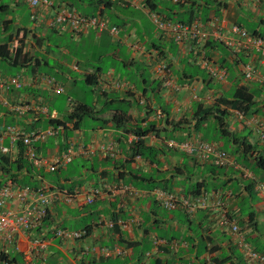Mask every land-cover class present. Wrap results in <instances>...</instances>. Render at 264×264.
<instances>
[{
  "label": "crops",
  "instance_id": "0c3cea01",
  "mask_svg": "<svg viewBox=\"0 0 264 264\" xmlns=\"http://www.w3.org/2000/svg\"><path fill=\"white\" fill-rule=\"evenodd\" d=\"M51 1L52 9L35 12L36 15H43L37 16L36 21H31L27 9L29 24L25 25L17 11L20 6L26 8L27 5L16 0H0V4H7L14 10L12 16L8 17L14 23L12 40L17 42V29H24L29 33L25 39L26 50L29 54L33 52L39 61L35 70L26 66L16 72L15 75L22 78L24 87L5 94L4 101L8 106L0 103V129L13 125L25 132L43 130L44 127L40 125L36 128V123L40 118L47 119L48 115L42 113L44 109L54 118H62L56 109L50 112L46 107L44 95L50 90L37 83V77L45 74L52 76L64 89V83L72 87L83 80L97 91L99 97L93 100V106L97 110L105 109L104 118L107 119L112 110H127V120L120 127L112 123H101L100 126L99 122L94 121L95 126L88 130H69L66 140L51 138L37 144L38 152L46 159L45 167L62 157L68 149L72 150V160L61 167L60 174H56L53 181L40 183L34 178L31 182L37 181L38 187L46 185L62 192L74 191L76 197L69 203L55 201L42 230H33L30 236L20 231L12 244H4L0 240V253L7 258V262L0 261V264H25V261L29 264H245L242 243L255 251L264 250V193L257 189L259 183L264 184V172L245 167L253 177L248 178L234 169L235 162L243 160V164L253 166L256 157H264V142L258 132L259 125H264V52L251 48L233 55L223 44L214 43L211 39L203 45H177L159 33L147 16L149 11H154L171 21L197 20L207 25L210 20H216L226 27L241 24L245 29L246 24H255L253 28L257 34L264 37V0H182L179 5L171 0H135L133 6L113 1L103 12L102 4L91 6L84 0ZM58 6L73 10L80 7L87 11V15L82 14L85 16L100 14L109 25L118 27L119 32L111 36L107 32L89 30L76 37L70 32L57 31L48 26L47 20ZM129 8L134 11H128ZM137 12L149 21L151 27L136 15ZM206 29L209 30L207 26ZM49 34H53L55 39ZM6 36L0 34V44ZM63 36L79 44L83 40L88 41L92 48L90 52L81 49L79 56L80 53L70 50L68 43L60 42ZM36 37L42 39L40 45L35 43ZM201 54L226 69L224 81L206 75L199 65ZM102 59L120 64L122 71L131 73V79L118 73L111 63L105 71L101 66L94 65L95 62L98 65ZM158 63L166 65L164 75L156 72ZM246 63H250L254 69L256 78L253 80L243 77L242 67ZM107 74L127 85L120 90L112 89V86L102 90L99 80ZM0 75L14 76L5 74L3 69H0ZM86 77H89V83ZM241 85L255 94L257 112L254 114L242 115L229 109L223 102L234 88ZM212 105L218 112H226L224 123L238 138L251 145L248 154L244 155L241 151L231 155L233 168H223L214 174L210 173L209 162L168 150L164 146L166 140L182 141L196 137L220 147V141L226 139L219 138V132L215 130L216 118L212 116L197 123L202 109ZM17 109H24L25 112L21 114ZM67 109L66 114L72 111V106ZM146 124L156 128L144 137L147 145L162 149L165 153L162 151L155 162L136 158L129 167L125 154H129L126 149L132 142L133 133L128 134L126 130L145 127ZM197 126H202L199 127L201 132ZM210 126H213L217 139H207ZM2 143L11 149L7 138ZM108 147L111 150H106ZM14 149L10 155L13 159L16 153ZM81 149H88L92 153L84 154L80 152ZM237 149L240 151L234 142L230 151ZM136 169L156 181H148V185L158 182L169 186V190L179 196L187 197L198 184L196 191L206 193V206L196 208L192 213L181 208L172 211L162 209L151 192L121 185L123 177L120 175L123 171ZM70 171L76 173L74 177L69 176ZM25 180V173L20 174L16 181L21 184L16 187L26 185ZM143 182L141 185L146 186ZM106 184L118 187L107 188ZM91 187H104V192L94 205L86 206L83 200ZM216 198L221 201L218 208L212 206ZM16 200L7 207L19 210ZM222 214L236 221L239 234L218 226V218ZM81 221L86 222L81 225ZM56 228L84 231L85 234L79 240L63 243L49 235ZM35 238L45 241L43 248L33 249L31 240ZM99 247L123 250L124 254L101 256L92 251ZM31 248L34 250L32 254Z\"/></svg>",
  "mask_w": 264,
  "mask_h": 264
},
{
  "label": "built area",
  "instance_id": "2783aa9c",
  "mask_svg": "<svg viewBox=\"0 0 264 264\" xmlns=\"http://www.w3.org/2000/svg\"><path fill=\"white\" fill-rule=\"evenodd\" d=\"M18 2H24L27 4L31 11V20H37L35 12L38 9L52 8L53 4L50 0H16ZM117 1L124 6L135 5V0H110ZM176 3L179 0H171ZM148 18L154 25L155 29L169 37L175 44L183 45L185 43H195L201 45L209 37L218 40L225 48H227L233 55L240 53L241 51H248L251 48H256L264 52V39L249 35L244 29L237 25L226 27L223 23L216 20H211L207 25L202 22L194 20L191 23H179L170 21L154 11L147 13ZM39 17V16H38ZM47 24L50 28H53L60 32H70L76 37L81 36L83 33L93 30L96 33L107 32L111 36H116L119 32L118 27L109 25L106 18L101 15L96 16H82L76 11L58 6L54 14L48 17ZM206 26L209 30L206 29ZM224 31L226 33L224 34ZM199 64L202 65L212 79L217 81H224L227 77L226 69L216 65L212 60L206 58L204 54L199 57ZM168 71V70H167ZM158 75H164L166 73V65L158 63L156 67ZM242 74L245 80L255 79V72L250 63H246L242 67ZM37 83L43 85L53 93H61L63 87L54 79L46 76L37 77ZM23 82L19 78H3L0 77V94L2 91L8 90L10 87L19 88ZM127 84L120 81V79H113L110 74L104 76L99 80V86L102 90L107 87L120 90ZM0 102L7 105L3 101L0 95ZM21 114L25 112L24 109H17ZM50 118H54L53 114H49L47 109L42 110ZM259 137L264 142V125H259L258 128ZM62 134V127H49L43 131H30L25 132L14 126H5L0 129V155H8L12 152L14 147H17V143H20L24 149L25 157L31 161L34 165H46V159L38 153L34 148L37 143L44 142L48 137H56ZM7 138L10 142L11 149L5 147L2 143L3 139ZM135 135L131 136V141L137 140ZM169 149L176 150L178 152L190 155L197 158L200 161H209L215 166H227L234 165L232 158L226 153L222 152L219 147L212 142L205 141L200 138L191 137L183 141L168 140L165 142ZM103 149V148H102ZM18 153L17 148L14 149ZM106 150H111L108 147ZM80 152L91 154L92 151L84 152L81 149ZM16 153V154H17ZM71 149H68L64 155L52 163L47 164V170H54L56 166L65 165L70 160ZM243 175L250 178L251 173L243 170ZM16 183L6 182L0 186V240L4 244H12L16 235L22 231L23 233H29L33 230H42V223L45 219L48 211L47 208L51 207L57 200H62L66 203L71 202L75 197V193L69 194L60 191L54 187L42 185L37 189H31L27 186L16 187ZM260 193H264V184L259 183L257 187ZM101 195L100 189H91V193L83 200V204L89 205L93 202L95 197ZM158 205L164 210H174L175 208H181L192 213L196 208H202L206 206V198L204 194L197 196L188 195L187 197L179 196L174 192H166L161 190H154L152 192ZM14 199H17L19 210L9 209L7 205ZM212 206L218 208L221 206V201L216 198ZM218 226L224 229H228L233 234H239L240 229L234 219L222 214L218 218ZM84 231L73 230H52L49 232L51 238L59 239L63 243H68L81 239L84 236ZM47 236V234H45ZM33 249L43 248L45 241L42 238H35L31 240ZM241 247L244 251V259L246 264H264V256L248 244L242 243ZM32 249V248H31ZM30 249V254L33 253V249ZM92 251L100 254L101 256L109 257L111 254L122 256L123 250L110 249L107 247H99ZM24 264V263H23ZM25 264L29 262L25 261ZM32 264V263H30Z\"/></svg>",
  "mask_w": 264,
  "mask_h": 264
},
{
  "label": "trees",
  "instance_id": "16d2710c",
  "mask_svg": "<svg viewBox=\"0 0 264 264\" xmlns=\"http://www.w3.org/2000/svg\"><path fill=\"white\" fill-rule=\"evenodd\" d=\"M84 1H85V3H87L88 5H91V6L95 5L98 7V5L100 6L102 4L103 8L101 9V12H103L104 8L106 6H108L109 4H111V2H112L110 0H84ZM181 2H182V0H179L176 3H174V2L173 3L176 5H179V4H181ZM15 3H17V2H15ZM70 9H72V8H70ZM75 11L80 15H82V14L87 15V11H83V9H81L80 7L76 8ZM13 12H14V10L11 7H9V5L0 4V34L7 35L6 37H4V42H2L0 44V62L4 63V64H8L9 66H12V67H16L18 69H21V67L27 66V67H30L31 70H35V68L39 64V61H38L37 57H34L35 55L33 54V52H31L29 54V52L26 50V44H25L26 43L25 39L27 38L29 33L25 32L24 29H17V31H16L17 42L12 40V35H13L12 34L13 33L12 32L13 31L12 25L14 23H13V20L11 18L8 19V17L12 16ZM157 14H159V13H157ZM85 15H82V16H85ZM98 15H100V14H98ZM198 20H200V19H198ZM173 22L191 23V22H183V21L182 22L181 21H173ZM237 26L244 29L251 36H257V37L264 39V37H261V35L257 34V31H255L254 28H252L251 30H248V29H245L241 24H237ZM20 33H22L21 36H19ZM210 39L213 40L214 43L219 42L218 40H215L212 37H209L207 40H205L203 43H201V45H203L204 43L205 44L208 43L210 41ZM41 42H42V39H38L36 37L35 43L37 45L38 44L40 45ZM70 50L74 53L76 52L77 54L80 53L79 56L81 55V51H80V49H77V47L70 48ZM204 56L206 58H208L205 54H204ZM32 61H34V63H31ZM200 66L202 67V69L205 70L206 75L212 79V77L210 76V74L208 73L206 68H204L202 65H200ZM220 67H222V66H220ZM93 75H95V74H93ZM43 76L53 78L52 76L46 75V74ZM88 79H89V77L87 78V82H88ZM21 81L23 82L22 79H21ZM120 81H122V80H120ZM23 87H24V83L17 90H20ZM254 99H255V94L253 92H251L247 87L241 85V86H237L236 88H234L228 94L227 99H224L223 102H224L225 106L229 107V109L238 111L242 115H247V114H254L255 112H257V110L255 109L256 103H255ZM70 101H72V100L69 98L68 102H70ZM70 104H71V102H70ZM71 106H72V111L70 113L66 114V116H64L62 118L56 119V118H50L49 116H47V119H46L47 125L44 127L45 129L43 128V130L48 129L49 127L60 126V127H62V134L59 136H56V138H59L60 140H66L67 135H68V131L69 130H72V131L79 130L80 129V123L85 118H89L90 120L99 122L100 126H101V123H102V125H106L107 123H112L116 127H120L119 125L125 124V121L127 120V118H126L127 117V110H125V111H123V110H112L111 115L106 119V118H104V114L106 112L105 109L97 110V109H95L94 106H89L83 102H75L73 105L71 104ZM215 112H217L219 115L218 114L214 115ZM197 114H198V112H196V115ZM225 115H226L225 111H221V113H220V112H218V110H215L214 106L212 105V106H209V107L202 109V114L199 115V117H198L199 120L197 121V123L201 119L206 121L210 117L214 116V118H216V119H214V120H216L215 130L216 129L218 130L219 138L226 139L225 141H227L230 145H232L235 142V144L237 143V145L240 147V151H238V149H237L235 152L234 151L233 152L227 151L224 148H221V147H219V145H217L219 147V149L222 152L229 155L231 158H232L231 155H235V153L238 154L241 151H242V153H244V155L248 154L251 151L250 150L251 145L249 143H247L246 141H244V139L238 138L236 133L230 130V128L224 123V116ZM40 121L41 120H39L37 122V124ZM7 126H13V125H7ZM199 127H202V126H199ZM199 127L197 126L196 128L198 130H200ZM33 128L34 127H32V129ZM155 129L156 128L154 125L146 124L145 127H136L133 130H128V129L126 130L128 132V134L133 133L135 136L138 137L137 140L130 142L129 146L126 149L129 151V154L128 155L125 154V162L127 165H129V167H130L131 163H133L135 161L136 158L147 160L148 162H153V161L155 162V159L160 154H162V151H163L162 149H156L153 146L147 145L146 140H144V137L146 135H148L150 132H154ZM43 130L41 129V130H36V131H43ZM26 132H28V131H26ZM200 132H201V130H200ZM207 133H208V130H207ZM48 138L44 142H41V143L43 144V143L47 142L49 140ZM202 139L204 140V138H202ZM205 141H208V140H205ZM41 143H39V144H41ZM37 144L35 145L34 148H36L38 151ZM214 144L216 145V143H214ZM164 146H165V148H168L165 144H164ZM65 149L66 148H64V150ZM17 150H18V153L17 154L15 153V157H14L15 159L11 158V156H12L11 153L8 155H0V186L4 183V181L13 182V183H16L17 185L21 184V183H17L16 178L20 174L25 173L26 180L24 183L26 185H20V186L21 187L27 186L31 189H37L38 188V185L36 184L37 181L31 182L34 178L38 179L39 180L38 182L43 183L44 180H46L47 182L53 181L54 176H56V174H60L58 172H60L59 170L61 169L62 166L58 165L54 168V170H47L45 165L36 166L31 161H29L25 157L24 149L20 143H17ZM168 150H170V149L168 148ZM171 150H173V149H171ZM173 151H176V150H173ZM185 155L187 156V154H185ZM203 162H205V161H203ZM253 162L254 163L252 166V165L243 164V160H240V163L238 162L240 165L237 162H235L236 167H234V169L240 171L242 176H243V170L248 171L249 168H253L255 171L258 170V171L264 172V157L263 156L256 157V159H254ZM68 164H65V166H67ZM209 164H210V169H211L210 173H212V174H214L215 171H218V170L223 169V168H227V167L233 168V165L215 166L211 162H209ZM243 166H244V168H243ZM245 167H247V168L249 167V168L246 169ZM43 171H45L47 173H43ZM63 174L65 175V173H63ZM68 174H69V176L74 177L76 173L70 171V172H68ZM120 176L123 177V179H122L123 181L121 184L123 187L129 186V187H133L135 189L136 188L142 189L144 191H148L151 193L154 190L172 192L169 190L170 189L169 186H164L163 184H160L158 182L156 184L151 183L150 185H148L149 184L148 181H153L151 179L152 177H147L146 175L140 174L138 169L133 170L132 172H131V170H128V172L124 170L122 175H120ZM117 179H120V177H117ZM143 181L147 184L146 186L141 185ZM153 182H156V181H153ZM203 182H204V180H203ZM197 185L198 184H196L194 186V188L192 189V193L190 195H194V196L200 195V193H198L196 191V190H198ZM106 186H107V188H108V186H110V187H114L115 189H117V187H118V185H116L117 186L116 187V186H114V184H106ZM91 189H100L101 192L102 191L104 192V187H100V188L99 187H91L90 190L88 191V193L86 194V196H88L91 193ZM97 198L98 197H95L93 202L89 205H86V206L94 205ZM154 200H155V198H154ZM51 208H52V206L47 208L48 213H47L45 219L43 220L42 227H43L44 222L49 218L48 216H49V212H50ZM175 209H178V208H175ZM169 211H172V210H169ZM251 215L252 214H250V216H249L250 219H251ZM57 229L68 230V229H64V228H56L54 230H57ZM30 235H31V233L29 232L28 236H30ZM256 252H258L264 256V250L262 248L257 249ZM14 260H15V258L11 261L14 262ZM0 261L7 262V258L3 255V253H0ZM245 264H246V262H245Z\"/></svg>",
  "mask_w": 264,
  "mask_h": 264
},
{
  "label": "rangeland",
  "instance_id": "374dc122",
  "mask_svg": "<svg viewBox=\"0 0 264 264\" xmlns=\"http://www.w3.org/2000/svg\"><path fill=\"white\" fill-rule=\"evenodd\" d=\"M29 10V14H31V11L29 9V7H21L18 9V14L20 15V18L22 20V23L25 25H28V10ZM128 11H134L133 9L129 8ZM36 14V13H35ZM140 19H144V21L147 23H149V21L144 17L143 15L138 13L136 14ZM149 19V18H148ZM150 20V19H149ZM150 25V23H149ZM255 24H253V26L250 25H245L246 28L248 30H251L254 27ZM151 27V25H150ZM49 36L53 39H55V37L53 36V34H49ZM60 42H64V43H68L69 46L71 48H75V47H79V49H83L85 48L86 51L90 52L89 50L92 48L91 47V43L88 41H81L80 44L79 43H75V42H71L69 38H66V36H63L60 38ZM79 44V45H78ZM76 50V49H75ZM89 58H91L90 53L87 54ZM92 59V58H91ZM93 60V59H92ZM105 59H102L101 62L97 65V63L95 62L94 65L96 66H101L103 68V70L105 71L108 67H110V59H106L105 61H103ZM113 65V67L115 68V70H117L118 73H121L122 75H126L129 79H131L130 77V72L127 73V71L123 70L119 67L120 64L117 63H111ZM0 69H3L5 74H10V75H15L16 72H18V68L16 67H12L9 66L8 64H4L0 62ZM6 76V75H4ZM64 85L66 86L65 89H63V91L61 93H53L51 91H49L47 94L44 95V99L46 100L47 106L44 104V106H46L47 108H49L48 110L50 112H52L53 110H57L59 117H64L66 116V112H67V108L71 107V104L73 105L75 102H84L89 106H93L94 102L93 100L96 99V96H98L97 91L95 92L94 88L92 86L87 85L83 80H80L76 86H70V84H66L64 83ZM63 87V86H62ZM42 96V95H41ZM99 97V96H98ZM71 99L73 103H69L68 104V99ZM41 100V99H40ZM51 102V103H50ZM100 105H102V103H100ZM99 106V105H98ZM2 110V107L0 105V111ZM47 118V117H46ZM41 121L36 125V128L40 125V127H45L47 125L46 119L41 118ZM93 126H95V122L90 120L89 118H85L81 121L80 123V129L81 130H88L90 128H92ZM29 128V127H28ZM30 130V129H29ZM207 139H217V137H215V133L213 131V126H210L208 129V133L206 134ZM51 138H56V137H49L48 139L51 140ZM49 141V140H48ZM51 142V141H50ZM220 147L224 148L227 151H230L231 149V145L225 141V140H221L220 141ZM78 163V161L76 162V164ZM70 167H73L72 165H70ZM169 211V210H167ZM84 222L86 221H81V225L84 224Z\"/></svg>",
  "mask_w": 264,
  "mask_h": 264
},
{
  "label": "clouds",
  "instance_id": "9594fccd",
  "mask_svg": "<svg viewBox=\"0 0 264 264\" xmlns=\"http://www.w3.org/2000/svg\"><path fill=\"white\" fill-rule=\"evenodd\" d=\"M51 1V0H50ZM18 2V1H17ZM52 2V1H51ZM19 3H22V4H26V3H24V2H19ZM53 4V3H52ZM27 5V4H26ZM28 7V6H27ZM53 7V6H52ZM46 8H48V7H46ZM46 8H43V9H38V10H45ZM65 8H68V7H65ZM52 9V8H51ZM68 9H70V8H68ZM37 10V11H38ZM71 10H73V9H71ZM75 11V10H74ZM41 15V14H40ZM40 15H38L39 17H40ZM42 17H43V15H41ZM30 19H31V14H30ZM31 21H36V20H31ZM0 77H3V78H19L20 80L22 79L20 76H17V75H14V76H3V75H0ZM12 89L13 90H17L18 88H15V87H10L8 90H6V91H2L1 92V98L3 99V101L6 99L5 98V94L6 93H9L10 91H12ZM64 89V88H63ZM4 102H6V101H4ZM3 106H8V103H7V105H4L3 104V102H0ZM49 113V112H48ZM50 114V113H49ZM5 127V126H4ZM134 135V134H133ZM171 140H174V139H171ZM133 141H135V140H133ZM166 141H168V140H166ZM165 141V142H166ZM178 141V140H177ZM183 141V140H182ZM165 144V143H164ZM166 145V144H165ZM217 145V144H216ZM17 148V147H16ZM67 151V150H66ZM86 151H89L88 149H84V152H86ZM17 153V152H16ZM12 154V153H11ZM84 154H86V153H84ZM88 155V154H87ZM190 156V155H189ZM15 157V156H14ZM192 157V156H191ZM195 158V157H194ZM72 160V153H71V155H70V160H69V162ZM69 162H67L66 164H68ZM207 162H209V161H207ZM61 166H65V165H61ZM17 185V184H16ZM20 187V186H19ZM22 187H25V186H22ZM100 188V187H99ZM65 193H69V194H74V191H66ZM85 197H86V195H85ZM84 197V198H85Z\"/></svg>",
  "mask_w": 264,
  "mask_h": 264
}]
</instances>
